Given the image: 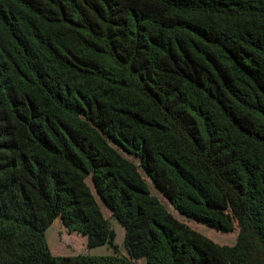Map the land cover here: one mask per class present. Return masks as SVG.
<instances>
[{
	"label": "trees",
	"instance_id": "1",
	"mask_svg": "<svg viewBox=\"0 0 264 264\" xmlns=\"http://www.w3.org/2000/svg\"><path fill=\"white\" fill-rule=\"evenodd\" d=\"M57 218L113 252L53 254ZM138 258L264 264V0H0V264Z\"/></svg>",
	"mask_w": 264,
	"mask_h": 264
},
{
	"label": "rangeland",
	"instance_id": "2",
	"mask_svg": "<svg viewBox=\"0 0 264 264\" xmlns=\"http://www.w3.org/2000/svg\"><path fill=\"white\" fill-rule=\"evenodd\" d=\"M123 154L129 159L137 161V159L132 155H128L124 152ZM141 172L146 182L148 183L151 193L155 195L165 205L168 211L177 220L183 222L188 227L198 231L199 233L207 236L219 245H232L235 242L237 235V227L234 226V228L229 232H222L179 213L171 205L168 199L155 188L151 179L142 170ZM86 181L90 186L94 196L96 197L104 216L109 220L111 227L116 232L115 244L118 247V253L127 255L123 244V226L117 219L112 216L111 210L99 198L96 191L94 190L91 179L87 178ZM46 238L52 253L55 255H75L77 253L106 254L113 252V248L110 245H101L91 248L87 247L85 238L77 233L68 231V229L63 225L62 221L59 218L53 221L49 228H47ZM135 262L136 264H146L144 258H138L135 260Z\"/></svg>",
	"mask_w": 264,
	"mask_h": 264
},
{
	"label": "crops",
	"instance_id": "3",
	"mask_svg": "<svg viewBox=\"0 0 264 264\" xmlns=\"http://www.w3.org/2000/svg\"><path fill=\"white\" fill-rule=\"evenodd\" d=\"M91 254V253H90Z\"/></svg>",
	"mask_w": 264,
	"mask_h": 264
}]
</instances>
